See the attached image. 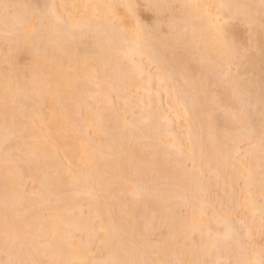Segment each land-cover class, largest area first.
<instances>
[{"label": "snow or ice", "instance_id": "1", "mask_svg": "<svg viewBox=\"0 0 264 264\" xmlns=\"http://www.w3.org/2000/svg\"><path fill=\"white\" fill-rule=\"evenodd\" d=\"M0 264H264V0H0Z\"/></svg>", "mask_w": 264, "mask_h": 264}, {"label": "bare ground", "instance_id": "2", "mask_svg": "<svg viewBox=\"0 0 264 264\" xmlns=\"http://www.w3.org/2000/svg\"><path fill=\"white\" fill-rule=\"evenodd\" d=\"M248 1H247V3H248ZM57 2L58 3H61V2H71V0H66V1L65 0H58ZM192 2H198V0H192ZM199 2H206V0H199ZM242 2H246V0H242ZM249 3H250V1H249Z\"/></svg>", "mask_w": 264, "mask_h": 264}, {"label": "rangeland", "instance_id": "3", "mask_svg": "<svg viewBox=\"0 0 264 264\" xmlns=\"http://www.w3.org/2000/svg\"><path fill=\"white\" fill-rule=\"evenodd\" d=\"M58 1V0H57ZM66 1V0H65ZM248 0H246V2H247ZM250 1V3H259V0H249ZM249 1H248V3H249Z\"/></svg>", "mask_w": 264, "mask_h": 264}]
</instances>
